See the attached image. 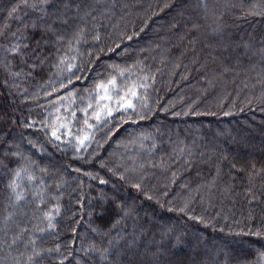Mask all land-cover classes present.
<instances>
[{"label":"trees","instance_id":"obj_1","mask_svg":"<svg viewBox=\"0 0 264 264\" xmlns=\"http://www.w3.org/2000/svg\"><path fill=\"white\" fill-rule=\"evenodd\" d=\"M0 264H264V0H0Z\"/></svg>","mask_w":264,"mask_h":264},{"label":"snow or ice","instance_id":"obj_2","mask_svg":"<svg viewBox=\"0 0 264 264\" xmlns=\"http://www.w3.org/2000/svg\"><path fill=\"white\" fill-rule=\"evenodd\" d=\"M13 11H15V9H13ZM112 83H114V81H112ZM133 95H134V93H133ZM106 98H107V97H106ZM127 106H128V107H131L132 105H131V103H128ZM53 135H55V133H53ZM57 138H59V137H57ZM81 143H83V141H81ZM17 175H19V173H17ZM136 187H140V185L137 184Z\"/></svg>","mask_w":264,"mask_h":264}]
</instances>
